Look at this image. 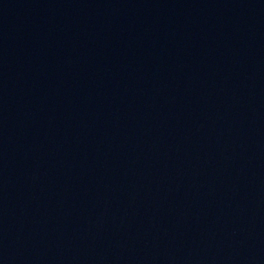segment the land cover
<instances>
[{
	"label": "water",
	"instance_id": "95a60500",
	"mask_svg": "<svg viewBox=\"0 0 264 264\" xmlns=\"http://www.w3.org/2000/svg\"><path fill=\"white\" fill-rule=\"evenodd\" d=\"M233 45L264 142V0H222Z\"/></svg>",
	"mask_w": 264,
	"mask_h": 264
}]
</instances>
